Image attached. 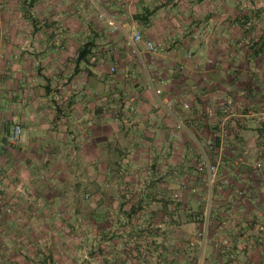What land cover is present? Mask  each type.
<instances>
[{
	"label": "crops",
	"instance_id": "obj_1",
	"mask_svg": "<svg viewBox=\"0 0 264 264\" xmlns=\"http://www.w3.org/2000/svg\"><path fill=\"white\" fill-rule=\"evenodd\" d=\"M1 1L0 264H73L36 250L62 213L87 264H264V0Z\"/></svg>",
	"mask_w": 264,
	"mask_h": 264
},
{
	"label": "rangeland",
	"instance_id": "obj_2",
	"mask_svg": "<svg viewBox=\"0 0 264 264\" xmlns=\"http://www.w3.org/2000/svg\"><path fill=\"white\" fill-rule=\"evenodd\" d=\"M11 1H15L13 4H16V6H14V7H13V4L11 5V10L14 11V12L19 11V8H18L19 0H11ZM101 1L102 0H97L98 3H101ZM236 1H237V5H239V7H248L249 6V7L256 8V6L259 5V0H236ZM1 2L2 1L0 0V9H1ZM26 5L25 6H26L27 9L32 7V6H34V5L30 6L28 4H26ZM97 7H98V4H97ZM30 9L33 10V8H30ZM100 10H101L100 8H98V10H97L96 7H91L90 11L94 14L93 15V16H95V17H93L94 19H96L97 13ZM34 17L35 18L33 19V26L36 27V28H39V27H51V26L53 27L52 23L57 22V20H50L49 21L47 18H45L43 16H42V18H40V16L34 15ZM60 22H62V21L59 20L58 24ZM120 25L122 26L121 23H120ZM54 27H56V26L54 25ZM57 27H58V25H57ZM59 27H62V25L59 24ZM206 204H207V205H205V207H207L206 208L207 209L206 215H209L208 211H210V208H211V201L208 199L206 201ZM66 218L67 217L64 215V213H62V215L60 214V217L58 218L60 220L50 230V233L49 232L47 233V236L49 234L51 235L50 238H54V239L58 238L60 240H63L62 244H58V246H56L55 244H49L47 246L43 245L42 248L36 249V250L37 251L38 250L41 251L42 255H40V257L44 258L45 261H47L48 257L49 258L51 257V258L54 259L55 257H58V254H62V251L64 249L66 250L68 248V244L65 241L66 238L74 237L75 238V243L73 244V246H74L73 250L75 251V254H76L77 258L75 260H73V264H87V262L85 261L86 259H85L84 254L86 253L88 247H87V245H85L83 243L84 238H83V232H82V228H81V220L78 219V220H75L74 223L70 222L69 224H66V221H65ZM75 222L78 223L77 226H76ZM17 230L19 231V228H15L14 230H11L9 236L13 235L12 234L13 231L16 234L15 231H17ZM206 230H207L206 228L203 229L204 233H206ZM24 231H25V233H28V234H26L25 238L30 237L29 236V232H28L29 230L28 229H24ZM60 247H61V249H60ZM24 249L28 253L27 247H25ZM14 252H18V254L23 253L20 248H18V250L16 249V251H13V253ZM11 253L12 252L10 251L9 254H11ZM18 254L17 255H13L12 257H10V255H9L7 260L3 261V264H38L39 262H43V260H37L35 258H29V256H26L27 257L26 259H23V258L17 259ZM64 254L65 253H63V255ZM82 257H83V259H82ZM59 261H60V259H59ZM68 262H70V261H68Z\"/></svg>",
	"mask_w": 264,
	"mask_h": 264
},
{
	"label": "built area",
	"instance_id": "obj_3",
	"mask_svg": "<svg viewBox=\"0 0 264 264\" xmlns=\"http://www.w3.org/2000/svg\"><path fill=\"white\" fill-rule=\"evenodd\" d=\"M96 20L104 21V22L108 23L109 25H111L112 28H114V29L121 27V25L117 19V15L113 12H106L104 10H100L97 13ZM126 44L133 47V48H139L140 45H143L144 48L148 49L149 51H155L157 49V46H158L157 43L153 42L152 40L144 38L142 36L141 32L137 31V30L132 31L126 37ZM148 86L153 88L157 95H162V89L159 87L154 88L152 80H149ZM164 101L167 102V100H164ZM168 106L170 108L172 105L170 104ZM184 106L188 107L189 105H188V103H185ZM223 108L226 110L231 109L232 108V100L229 99L228 101H226L223 105ZM260 117L262 119L264 118V108L261 109ZM180 124H182V123H180ZM23 135H24V131H23V127L21 126V124H19L17 122L13 123L11 131L8 134L9 141L12 143L18 144L22 141ZM207 165H208V169H209V173H210V178L214 179V177L216 175V166L210 165L209 163H207Z\"/></svg>",
	"mask_w": 264,
	"mask_h": 264
},
{
	"label": "trees",
	"instance_id": "obj_4",
	"mask_svg": "<svg viewBox=\"0 0 264 264\" xmlns=\"http://www.w3.org/2000/svg\"><path fill=\"white\" fill-rule=\"evenodd\" d=\"M87 54V48H86V45L80 49L79 51V55H86Z\"/></svg>",
	"mask_w": 264,
	"mask_h": 264
}]
</instances>
